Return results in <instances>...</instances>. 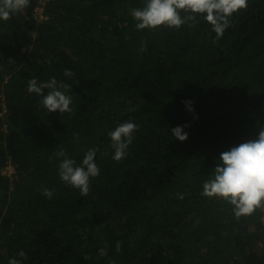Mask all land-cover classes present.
I'll return each instance as SVG.
<instances>
[{"label":"trees","instance_id":"16d2710c","mask_svg":"<svg viewBox=\"0 0 264 264\" xmlns=\"http://www.w3.org/2000/svg\"><path fill=\"white\" fill-rule=\"evenodd\" d=\"M142 5L48 0L39 12L29 0L0 21V264H264V207L237 218L202 195L220 153L264 126V0L218 40L202 19L137 30L130 10ZM52 77L69 85L71 112L48 113L27 91ZM128 120L139 128L115 161L108 132ZM90 147L100 175L81 196L55 153L79 163Z\"/></svg>","mask_w":264,"mask_h":264},{"label":"clouds","instance_id":"9594fccd","mask_svg":"<svg viewBox=\"0 0 264 264\" xmlns=\"http://www.w3.org/2000/svg\"><path fill=\"white\" fill-rule=\"evenodd\" d=\"M28 5L29 0H0V21L9 20ZM247 6L248 0H143V5L132 8L130 15L137 30H154L161 26L180 28L190 21L202 19L210 24L218 40L230 27L231 18ZM141 50H144L143 46ZM72 75L71 69L64 70V76ZM68 87L55 77L47 81L33 78L28 82L27 91L40 97V103L48 113H65L72 111L73 104V97L64 91ZM184 103L189 112H194L191 100ZM186 127L177 125L171 128L172 137L181 142L186 141ZM138 128V124L128 120L108 132L113 160L120 161L126 157ZM98 151V147L88 148L79 163L64 150L55 153L59 158L57 172L60 180L78 189L81 196L89 193L91 179L100 175L96 162ZM42 194L49 199L53 196L52 190L47 187L43 188ZM202 195L227 201L233 206L232 211L237 218L251 215L264 207V126L260 127L255 138L220 153L216 167L203 182ZM17 256L24 258L26 253L21 250ZM7 264H23V261L14 256L8 259Z\"/></svg>","mask_w":264,"mask_h":264},{"label":"rangeland","instance_id":"374dc122","mask_svg":"<svg viewBox=\"0 0 264 264\" xmlns=\"http://www.w3.org/2000/svg\"><path fill=\"white\" fill-rule=\"evenodd\" d=\"M3 174L7 175V176H12L13 174H15V170L13 166H8L7 168H5L3 170Z\"/></svg>","mask_w":264,"mask_h":264},{"label":"built area","instance_id":"2783aa9c","mask_svg":"<svg viewBox=\"0 0 264 264\" xmlns=\"http://www.w3.org/2000/svg\"><path fill=\"white\" fill-rule=\"evenodd\" d=\"M39 1H40V3H41V7H39V8L37 9V11L42 12V11H43V6H44V4H45V2L48 1V0H39ZM40 17H42V15H40Z\"/></svg>","mask_w":264,"mask_h":264}]
</instances>
